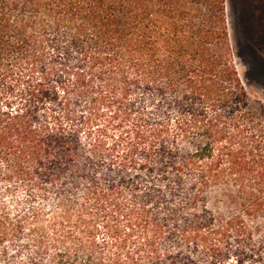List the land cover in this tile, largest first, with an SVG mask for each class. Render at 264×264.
Returning a JSON list of instances; mask_svg holds the SVG:
<instances>
[{
  "label": "trees",
  "instance_id": "trees-1",
  "mask_svg": "<svg viewBox=\"0 0 264 264\" xmlns=\"http://www.w3.org/2000/svg\"><path fill=\"white\" fill-rule=\"evenodd\" d=\"M9 242L19 264H264V107L225 0H0V264Z\"/></svg>",
  "mask_w": 264,
  "mask_h": 264
},
{
  "label": "rangeland",
  "instance_id": "rangeland-1",
  "mask_svg": "<svg viewBox=\"0 0 264 264\" xmlns=\"http://www.w3.org/2000/svg\"><path fill=\"white\" fill-rule=\"evenodd\" d=\"M225 14L233 63L254 106L261 109L264 107V0H225ZM19 191H23L21 187ZM10 248L12 244L6 243L4 249L13 255L11 264H19L27 256L26 247L17 253Z\"/></svg>",
  "mask_w": 264,
  "mask_h": 264
}]
</instances>
